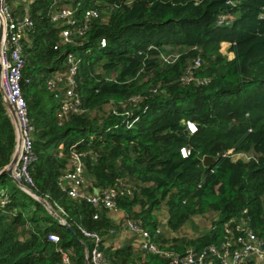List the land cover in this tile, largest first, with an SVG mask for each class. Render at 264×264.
<instances>
[{"label": "trees", "instance_id": "16d2710c", "mask_svg": "<svg viewBox=\"0 0 264 264\" xmlns=\"http://www.w3.org/2000/svg\"><path fill=\"white\" fill-rule=\"evenodd\" d=\"M49 1L32 6L36 25L23 40L21 88L35 126L33 190L54 210L55 202L63 208L68 227L4 172L17 132L0 86V185L11 195L8 208L0 209V264H57L63 254L72 264H87L85 250L93 244L80 227L103 236L114 227L106 209L60 189L58 178L72 167L73 152L81 156L90 191L117 179L132 187L118 205L154 234L159 225L177 231L194 217L213 214L207 233L175 238L169 249L219 246L227 228L235 236L251 229L264 241V0H84V7L98 3L101 16L84 44L61 46L59 29L46 15ZM225 13L234 19L219 25ZM223 41L232 44L231 60L221 52ZM69 53L80 59L85 111L60 125L47 79L66 70ZM197 59L200 81L184 82ZM183 147L190 151L186 157ZM239 153L246 157L234 158ZM205 156L214 162L205 166ZM32 205L36 209L26 216ZM51 233L59 242L49 240ZM105 242L109 264H170L158 254L143 250L142 259L131 245Z\"/></svg>", "mask_w": 264, "mask_h": 264}, {"label": "built area", "instance_id": "2783aa9c", "mask_svg": "<svg viewBox=\"0 0 264 264\" xmlns=\"http://www.w3.org/2000/svg\"><path fill=\"white\" fill-rule=\"evenodd\" d=\"M37 0H0V27L2 28V38L0 45V86L4 99L9 103L16 116V132L18 156L13 163L12 176L19 183L31 191L35 188V180L32 174L34 164L38 160L35 150V126L31 122L28 103L21 88L22 72L26 65L24 57L23 40L35 28V20L32 16V6ZM84 0H50L46 15L51 19L55 27L59 29L61 45H82L86 39L91 24L101 16L97 7L98 3L84 7ZM20 9L19 11H17ZM233 15L221 14L218 19L219 25H229L233 21ZM58 45L56 48H58ZM101 46H106V39H101ZM79 63L80 59L74 53H69L67 57V68L64 71H56L47 79V87L58 101L59 108L57 117L60 125L64 119L73 113L85 111L83 99L78 92L79 86ZM201 65V60L187 70L183 77L184 82L200 81L195 75V70ZM203 82H208L204 80ZM136 98L131 104H135ZM187 128L192 132L197 131V126L192 121H186ZM15 151V152H16ZM182 156L190 154L188 148L181 149ZM62 156V153H59ZM11 161H14V154ZM72 167L63 172L58 178L60 189L70 198L79 199L93 204L96 207L104 208L107 211L119 208L118 199L124 195H132L133 189L121 179L104 187L98 191L88 189L84 177V165L81 156L75 152L70 158ZM11 202L9 191L0 188V209L5 210ZM61 212H64L56 202L54 203ZM98 218V214L94 215ZM83 235L93 245L86 251V258L92 264H109L101 244L106 236L94 231H88L80 227ZM162 230L156 229V234L144 227L140 219L128 214L121 217L120 221L109 230V235L135 234L141 241L140 248L144 251L158 254L169 260L170 264H249L256 260L251 258L256 254L257 258L264 263V241L251 229H239L235 236L227 228L225 240L221 245H210L201 250L193 247L187 248L183 252L165 248L157 240ZM49 240L57 243L60 238L57 234H49ZM250 255V256H249ZM248 256V257H247ZM57 264H72L67 254L62 255V261Z\"/></svg>", "mask_w": 264, "mask_h": 264}, {"label": "rangeland", "instance_id": "374dc122", "mask_svg": "<svg viewBox=\"0 0 264 264\" xmlns=\"http://www.w3.org/2000/svg\"><path fill=\"white\" fill-rule=\"evenodd\" d=\"M222 50L225 52V53L222 52V54L225 56V58H227L228 60L233 59V57L230 58L233 54L230 53L229 51H227V48L223 47ZM51 100H52V102L55 105H58V101L54 97L51 96ZM103 107H104V110H108L110 105H108V107L104 105ZM95 113H96V111L92 112V116H95ZM236 157L244 158V157H246V154L239 153L238 155L234 156V158H236ZM11 179H9L10 182H12ZM86 179L89 182V178L87 176H86ZM0 188H2V187H0ZM48 207H49V210L53 211L56 215H58V216L63 215V213L60 210H58V211L54 210L50 203H49ZM213 220H214L213 214L208 212L206 214H201L200 216L194 217V219H191L190 224H186L185 226H183L182 229L177 230V231H173L171 229H167V228H165V225H163V224L159 225L162 228L161 234L163 236V238L161 239V244L163 246H166L165 248H167L168 246L174 245V242H175L174 239L175 238L188 239L189 240V239H192V238H194V237H196L198 235L205 234V233H207L210 230ZM62 223H64V224L66 223L67 224V221H66L65 218L63 219ZM115 225H117V224L115 223ZM125 235H129V236L125 237L126 239L130 238L132 240V239L136 238V240H137L139 238V236L135 235V234H130L129 233V234H125ZM111 236L114 237L113 244L115 246H117L116 244L119 243V238H120V236L122 237V235H116L115 234V236H113V235H111ZM164 238H166L167 241H164L163 240ZM137 243L141 244V241L137 240ZM86 251H88V249L85 250V257H86ZM136 255L137 256H141V258L143 259L145 253H144L143 250L140 249L138 251V253H136ZM250 255H252L251 258H253L254 260H256L258 262L257 264H264L257 258L256 254H250ZM86 261L88 262L87 264H92L91 261L88 258H86ZM143 261L144 260H141V261H139V263H142Z\"/></svg>", "mask_w": 264, "mask_h": 264}, {"label": "crops", "instance_id": "0c3cea01", "mask_svg": "<svg viewBox=\"0 0 264 264\" xmlns=\"http://www.w3.org/2000/svg\"><path fill=\"white\" fill-rule=\"evenodd\" d=\"M223 47L224 48H227V51H229L230 53H232L233 55L230 57V58H234V56H235V54H234V52L233 51H231V47H232V44H231V42H227V41H223L222 43H221V52H223V53H225L222 49H223ZM13 180V179H12ZM14 181V180H13ZM15 182V181H14ZM16 183V182H15ZM16 184H18L22 189H24L26 192H28L29 194H31L33 197H35L36 199H37V197L34 195V193L30 190V189H28L27 187H25L23 184H21V183H16ZM0 187H3V185H0ZM45 206L47 207V209H49V207H48V205H46L45 204ZM36 209V207H35V205H32L31 207H30V212H29V215H27L26 214V216H30V215H32L33 214V212H34V210ZM53 215H55V217L59 220V222L61 223V224H63L62 223V221H63V217H61V216H58V215H56L54 212L52 213ZM107 215H109L110 217H111V219H112V221H113V224H114V226H115V223L117 224L119 221H120V219H121V217L123 216V215H125V212L119 207L117 210H113V211H107ZM50 223H51V221H50ZM50 223H49V221H42L41 222V224H47L48 226L50 225ZM29 229H31V228H33V225L30 223V227H28ZM28 229V230H29ZM127 236H129V235H122V237L120 236V238H119V243H117L116 245L117 246H115L114 244H113V242H114V237H112L111 235H107L106 236V242H105V245L106 246H112V247H122V246H128V245H131L132 247H133V251L134 252H136V253H138V251L140 250V244H138L137 243V240H139V238L136 240V238H134V239H126L125 237H127ZM255 263H258L257 261H255Z\"/></svg>", "mask_w": 264, "mask_h": 264}, {"label": "water", "instance_id": "95a60500", "mask_svg": "<svg viewBox=\"0 0 264 264\" xmlns=\"http://www.w3.org/2000/svg\"><path fill=\"white\" fill-rule=\"evenodd\" d=\"M1 38H2V28L0 27V45H1ZM0 72H1V64H0ZM8 104V106H9V108H10V110H11V112H12V114H13V116H14V118H15V120H16V116H15V112H14V109H13V107L9 104V103H7ZM222 154H224L223 152H222ZM17 156H18V152L16 151L15 153H14V161L12 162H10V164L9 165H7L6 167H5V169H4V172H7V174L16 182V183H19L17 180H15L14 179V177L12 176V172H13V163L16 161V159H17ZM203 161H204V165L205 166H209L210 164H212L213 162H214V158L212 157V156H205L204 157V159H203ZM32 192L34 193V195L37 197V199H39L40 201H42L44 204H46V205H49V202L43 197V196H40V195H38L34 190H32ZM64 225H66L67 227H68V225L65 223ZM87 262V261H86ZM88 263V262H87Z\"/></svg>", "mask_w": 264, "mask_h": 264}]
</instances>
